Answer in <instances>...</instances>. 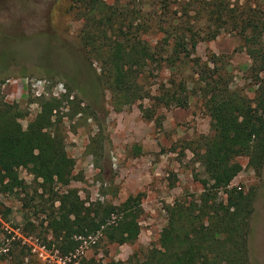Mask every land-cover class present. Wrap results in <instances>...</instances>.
<instances>
[{"label": "trees", "instance_id": "1", "mask_svg": "<svg viewBox=\"0 0 264 264\" xmlns=\"http://www.w3.org/2000/svg\"><path fill=\"white\" fill-rule=\"evenodd\" d=\"M248 1L71 0L68 10L80 22L86 58L97 63L99 83L109 91L115 110L147 97L165 107H186L184 89L191 77L212 130L185 142L205 177L197 178L198 194L176 197L166 206V224L157 242L142 258L133 251L126 260L90 258L88 264H251L255 189L230 185L242 169L239 156L247 157L257 176L264 166V7ZM223 29L241 37L251 59L247 68L256 85L253 98L232 86L222 57L195 56L199 42L214 39ZM153 68L169 71L155 93L144 82ZM37 103L39 111L23 127L25 109L0 95V191L22 186L20 166L40 178L45 191L58 184L66 187L53 194L52 203L58 205L47 218L51 242L61 254L77 247V237L98 232L109 243H133L141 229V193L107 210L99 202L86 205L70 187L73 160L65 153L56 111L61 100L39 96Z\"/></svg>", "mask_w": 264, "mask_h": 264}, {"label": "rangeland", "instance_id": "2", "mask_svg": "<svg viewBox=\"0 0 264 264\" xmlns=\"http://www.w3.org/2000/svg\"><path fill=\"white\" fill-rule=\"evenodd\" d=\"M70 3L0 0V95L25 109L23 127L39 111V96L61 100L56 111L65 153L73 160L70 187L78 190L86 205L99 202L106 210L141 193V229L133 243H109L100 239L99 232L77 237V247L61 254L51 242L47 218L58 205L52 203L53 194L66 187L58 184L52 192L45 191L41 179L20 166L22 186L0 191V264H88L90 258L126 260L133 251L142 258L166 224V206L176 197L198 194L197 178L205 177L185 143L212 134L210 116L192 89L191 77L184 89L186 107H165L147 97L115 110L109 91L99 83L97 63L91 65L86 58L78 36L80 22L68 10ZM248 3L264 7V0ZM211 54L224 59L232 86L253 98L256 85L247 68L251 59L241 37L223 29L214 39L198 43L195 56L207 60ZM166 77L168 70L153 68L144 82L155 93ZM237 159L242 169L230 185L255 189L249 258L251 264H264V166L257 176L247 157Z\"/></svg>", "mask_w": 264, "mask_h": 264}]
</instances>
